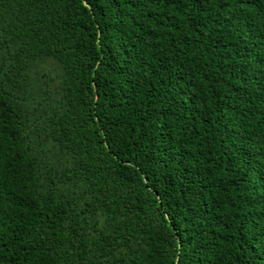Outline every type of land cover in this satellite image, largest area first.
Returning a JSON list of instances; mask_svg holds the SVG:
<instances>
[{"label": "trees", "instance_id": "obj_1", "mask_svg": "<svg viewBox=\"0 0 264 264\" xmlns=\"http://www.w3.org/2000/svg\"><path fill=\"white\" fill-rule=\"evenodd\" d=\"M0 264H264V0H0Z\"/></svg>", "mask_w": 264, "mask_h": 264}]
</instances>
